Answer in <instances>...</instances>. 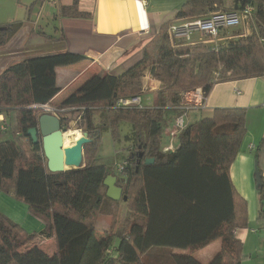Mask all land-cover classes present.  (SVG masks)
I'll return each instance as SVG.
<instances>
[{"label":"trees","instance_id":"trees-1","mask_svg":"<svg viewBox=\"0 0 264 264\" xmlns=\"http://www.w3.org/2000/svg\"><path fill=\"white\" fill-rule=\"evenodd\" d=\"M222 1L186 0L176 16L189 18L213 10ZM235 1V9L245 3L255 5L258 31L240 34L217 49L191 50L172 46L163 25L145 46L142 58L122 74H95L55 104L66 109L58 116L62 130L64 121L74 119L91 139L83 145L79 168L46 170L41 137L38 135V142L33 143L27 129L37 126L40 114L32 105L50 102L59 91L55 68L86 57L63 50L26 57L2 69L0 114L14 134L0 141V191L25 202L44 227L29 233L0 212V264H147L141 256L153 247L189 249L186 253L171 250L168 256L173 264H203L195 251L216 240L219 249L204 264H241L246 255L234 231L247 226L246 202L228 175L246 131L245 109L216 107L210 117L194 124L187 119L172 150L162 151L160 144L163 130L180 112L181 93L202 87L206 96L215 82L264 75V0H244L243 5ZM78 2L61 5L58 15L90 18L91 13L81 11ZM23 25L22 21L0 24V46ZM147 67L161 83L154 91L152 105L116 106L121 97L143 94L140 75ZM81 107L84 109L76 119L72 108ZM94 107L104 110L106 121H94ZM121 121L130 123L132 132L124 139L132 140L134 147L124 159V178L117 177V182L126 196L127 208L143 222H132L119 230H113L110 222L105 247L90 256L86 251L97 217L114 216L100 206L105 202L108 207L118 204L104 194L102 180L114 173L97 163L98 141L103 130H109L114 140L119 139ZM262 147L264 136L254 154L259 175ZM139 152L143 153L141 157ZM145 158H153V162L146 164ZM261 181L260 202L264 196L262 175ZM37 237H52L55 252L47 254L33 244Z\"/></svg>","mask_w":264,"mask_h":264},{"label":"crops","instance_id":"crops-1","mask_svg":"<svg viewBox=\"0 0 264 264\" xmlns=\"http://www.w3.org/2000/svg\"><path fill=\"white\" fill-rule=\"evenodd\" d=\"M78 1L79 9L90 12V18L61 17L58 15L60 6L70 5L72 0H56L50 22L52 24V32H43L37 30L35 26L25 24L10 40L5 42V47L0 50V61L3 59L10 61L7 66L26 57L63 50L86 57L67 65H58L55 68V79L59 91L50 100L53 104L61 103L95 74L107 73L119 76L131 65H134L135 62H138L143 56L145 46L149 44L153 36L157 35L163 25L168 28V25L177 19L176 13L184 3V0ZM41 32L51 35L53 39L45 37ZM57 37L60 39H55ZM227 38L231 37H221V39ZM47 44H50V46ZM37 45L42 48H34ZM10 46L14 47L11 49ZM140 81L142 84L141 89L143 90V94L140 96L141 101H143L144 96L145 102H148L146 105L141 104L143 106H151L155 97L154 91L159 89L158 87H160L161 83L158 79L151 76L149 67L141 72ZM204 103L205 107L203 109H193L188 112L189 124L198 121L200 118L210 117L216 107H241L245 109L246 113L258 111L259 116L264 118V75L215 82L211 85ZM168 129V126H166L161 134L160 144L162 151L169 143ZM261 136H264V126L261 130ZM175 141L173 144L177 145L178 141ZM252 148H254V145L251 143L247 146V149H238L239 151L229 167L228 176L234 189L245 199L247 209V226L238 227L234 233L244 247L247 243L259 241L256 247L250 245L249 248L245 249L246 257L241 264H264V255H258L264 244V229L258 233L255 228L249 227L252 223L256 224L255 220L259 217L256 212L260 202L259 198L257 200L256 188H254L253 161L255 158L251 151L253 150ZM260 162L261 175L264 182V154ZM12 197L11 193L4 197L0 192V212L12 220L11 216L6 214L3 206L13 207L14 203H16L25 214L22 222L19 219L13 220V222L15 221L14 223L19 224L29 233L41 231L44 223L30 214L25 202L20 199H12ZM100 216L107 215H99L97 217L94 226L95 232L100 227L98 226ZM108 231H110V222ZM108 238H110V232ZM33 244H36L38 248H41L47 254H53L56 250L52 237H37ZM219 246V241H213L195 251L194 255L204 264L219 249ZM175 250L180 249L175 248ZM180 251L189 252V249Z\"/></svg>","mask_w":264,"mask_h":264},{"label":"rangeland","instance_id":"rangeland-1","mask_svg":"<svg viewBox=\"0 0 264 264\" xmlns=\"http://www.w3.org/2000/svg\"><path fill=\"white\" fill-rule=\"evenodd\" d=\"M186 0H184L185 2ZM237 2L234 0H223L221 3H217V6H213V10H232L235 9ZM56 5V0H0V24L7 23L10 21H22L24 22V25H30L35 26L37 30L50 33L52 32V24L51 18L54 11V7ZM209 10L203 13L196 14L192 17H201L206 16L209 14V12L213 11ZM51 25V27H50ZM259 22L256 20V16L253 15V18L247 19L243 24H241L238 27L230 28L227 30H224L220 33L219 37H231L227 39H214L210 40L207 36L199 35L198 32H195V34H192V39L196 42L194 44H181L178 45L176 48H185L189 47L191 50H195V47L197 48H212V47H218L221 45H224L227 41L237 38L240 34L246 35L250 34L251 32L258 31ZM25 29V28H24ZM162 34V33H161ZM167 34V30H166ZM168 37V34H167ZM11 37L8 39L10 40ZM169 39V38H168ZM7 42V41H6ZM169 43L170 40H169ZM50 46V44H47ZM45 46V45H43ZM5 47L4 44L0 46L1 48ZM11 49L14 46H10ZM40 45L34 46V48H40ZM42 48V47H41ZM264 56V53H263ZM10 61H6L5 59L0 61V70L4 69ZM0 71V72H1ZM144 105H146L148 102H145V97L143 96V101H141ZM92 110V117L95 122L100 121H106V113L101 107H94ZM192 116V114H190ZM4 118V114L2 115ZM190 118V117H189ZM6 119V118H5ZM259 122V123H258ZM65 124L64 128L65 130H72L77 129L81 130L77 127L78 121H75L74 119L68 123L66 121L63 122ZM193 122L192 124H194ZM3 124V121L0 117V141L6 140L13 137L12 130L10 129V126L8 124V121L6 120L7 128L5 131L1 129V125ZM264 126V118H261L259 116L258 111H253L246 113V131L244 135L242 136V140L240 143V147L238 149L246 148L249 144H253L254 148L252 153L255 154L256 148L260 146V141L262 139L261 136V130ZM118 131L120 134L119 139L114 140L111 136V133L109 130H103L100 134L99 143H98V154L97 155V163H103L107 166V168H110L111 172L114 173V167L117 163L122 162L127 156L130 151H132L134 145L132 140H126L124 139V136L126 134H131L132 127L130 126V123L127 121H121L118 124ZM82 131V130H81ZM178 139L175 141L177 142ZM263 146V145H262ZM264 149V147H262ZM262 149V150H263ZM249 151V150H248ZM264 154V150L262 151V155ZM255 161V159H254ZM253 161V162H254ZM83 163V162H82ZM255 163V162H254ZM254 172V169H253ZM257 200L260 198V189H255ZM1 195L4 197L8 196V193L5 191H0ZM264 193V192H263ZM262 202H259V208L257 209V216L260 215V207H263L264 209V196L262 197ZM12 199H17L14 196ZM22 203V202H21ZM107 203V202H105ZM103 203L101 209H104V211H110L111 214H113V218H110L109 216H100L98 231H93L92 238L90 240V245H88V249L86 251L87 255L90 256H96L106 245V242L109 240V222L112 224L113 230H119L121 227L124 229L130 225L132 222H143V218H141L139 215L134 214L129 208L126 206V202L121 199L118 201V204L108 205ZM3 208L6 210V214L11 216L12 220L19 219L21 222L24 219V212L20 209L19 206H17L16 203H14L13 207L10 206H3ZM33 216V215H32ZM257 218L255 220L256 224L252 223L249 225L250 228H255V230H258V233L260 230L264 229V218ZM15 222V221H14ZM253 222V221H252ZM43 225V224H42ZM44 226H42L43 228ZM39 232V231H37ZM95 232V233H94ZM256 232V231H255ZM257 233V232H256ZM116 238V237H115ZM117 241V239H114V241ZM244 247L243 246V253L245 254L247 248L250 247H256L259 244V241H252L249 245ZM172 250V248H171ZM169 249H162L161 247H153L151 248L146 254H144L142 257V260L146 262L147 264H173L172 261L169 258L170 251ZM173 252L177 253H186L182 252L180 250H175L173 248ZM258 255H264V244L262 245ZM255 256V255H253ZM243 261V260H242Z\"/></svg>","mask_w":264,"mask_h":264},{"label":"built area","instance_id":"built-area-1","mask_svg":"<svg viewBox=\"0 0 264 264\" xmlns=\"http://www.w3.org/2000/svg\"><path fill=\"white\" fill-rule=\"evenodd\" d=\"M255 5L251 3H245L239 9L232 10H216L209 12L206 16L201 17H181L177 18L174 22L168 25L167 34L172 46H178L181 44L196 43L192 39V34L198 32L199 35L207 36L210 40L221 39L219 37L220 33L224 30L238 27L243 24L247 19L252 18V15L255 12ZM217 49V47H215ZM205 94L202 90V87H196L192 90L185 91L181 93V102H180V112L176 115L171 123L168 126V137L169 143L166 147L163 148L164 151L172 150L174 147V141L176 140L180 131H182L187 123L188 112L193 109H203L205 107ZM116 106L121 107H142L141 97L140 96H129L121 97L115 102ZM33 108L39 110L40 113H51L55 116L64 114L66 109L60 108L52 102H47L39 105H32ZM81 108H72L74 110V115L76 119L79 118ZM80 110V111H78ZM3 124L1 129L5 131L7 128L5 117L0 116ZM125 160L120 163H117L114 167V174L117 177L124 178L123 166Z\"/></svg>","mask_w":264,"mask_h":264},{"label":"water","instance_id":"water-1","mask_svg":"<svg viewBox=\"0 0 264 264\" xmlns=\"http://www.w3.org/2000/svg\"><path fill=\"white\" fill-rule=\"evenodd\" d=\"M244 4L241 0L240 5ZM37 119V126L27 129V134L30 136L33 143L38 142V135L41 137V148L45 157L46 170L49 172H62L67 169L79 168L83 161V145L90 142L87 132L78 130L80 135L76 137L69 145L63 143V133L60 119L51 113H40ZM139 157L142 152L137 153ZM146 164L152 163L153 158H145ZM255 162V161H254ZM257 169L256 162L254 163V180L255 187H262L261 175ZM106 187L105 195L111 200L119 201L126 200L123 189L118 185L117 176L115 174H107L102 180Z\"/></svg>","mask_w":264,"mask_h":264},{"label":"bare ground","instance_id":"bare-ground-1","mask_svg":"<svg viewBox=\"0 0 264 264\" xmlns=\"http://www.w3.org/2000/svg\"><path fill=\"white\" fill-rule=\"evenodd\" d=\"M80 135L77 129L67 130L63 133V143L64 145H69L76 137Z\"/></svg>","mask_w":264,"mask_h":264},{"label":"flooded vegetation","instance_id":"flooded-vegetation-1","mask_svg":"<svg viewBox=\"0 0 264 264\" xmlns=\"http://www.w3.org/2000/svg\"><path fill=\"white\" fill-rule=\"evenodd\" d=\"M238 3H240L239 0H238Z\"/></svg>","mask_w":264,"mask_h":264}]
</instances>
